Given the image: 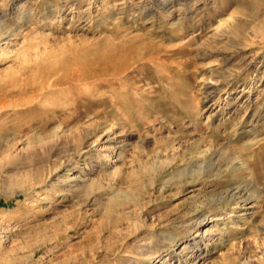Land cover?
Returning a JSON list of instances; mask_svg holds the SVG:
<instances>
[{
  "label": "rangeland",
  "instance_id": "1",
  "mask_svg": "<svg viewBox=\"0 0 264 264\" xmlns=\"http://www.w3.org/2000/svg\"><path fill=\"white\" fill-rule=\"evenodd\" d=\"M163 1L0 0V264H264V0Z\"/></svg>",
  "mask_w": 264,
  "mask_h": 264
},
{
  "label": "bare ground",
  "instance_id": "2",
  "mask_svg": "<svg viewBox=\"0 0 264 264\" xmlns=\"http://www.w3.org/2000/svg\"><path fill=\"white\" fill-rule=\"evenodd\" d=\"M80 1V0H78ZM104 1V0H103ZM107 1V0H106ZM176 0H164L161 4L158 5L159 7V10L160 11H163L164 13H169V11H173V7H174V3H175ZM88 2V1H87ZM71 3V2H70ZM98 3V2H97ZM107 3V2H106ZM95 4V3H94ZM109 4V3H108ZM69 5V4H68ZM67 5V6H68ZM72 5V3L70 4V6ZM89 5V4H88ZM74 6V5H73ZM72 6V7H73ZM92 6V5H91ZM65 7V6H64ZM155 7V6H154ZM72 9H77V7H73ZM65 10V9H64ZM114 10V9H113ZM151 10V6H149L148 4L144 5V7H141L139 8V12L144 14V13H147ZM53 13V12H52ZM56 13V12H55ZM61 14V13H60ZM118 14V13H116ZM170 14H172V12H170ZM22 15H24V13H22ZM115 15V14H114ZM139 16V15H138ZM141 16V14H140ZM1 20V18H0ZM175 24V23H174ZM14 32V31H12ZM5 34V35H4ZM10 34V33H9ZM8 33H5L4 32V26L3 25H0V42L2 41H5L7 40V38H9V35ZM4 35V37H3ZM11 39V38H10ZM11 41V40H9ZM8 42V41H7ZM6 42V43H7ZM8 47V46H7ZM116 47V46H115ZM114 47V48H115ZM138 47V46H137ZM6 48V47H5ZM109 49V50H106V51H99L97 53H95L93 56H89V54L86 52L84 57H76L72 60L71 64L69 66H71V72L70 69L67 71L69 73H66L63 75V79L60 80V78L58 77V79H54L52 80V82H49L48 83V79H50L52 77V75H55V70L53 68H49V69H46L45 73H43L41 79H42V84L40 88L43 89H46L47 87H54V86H59V85H62V84H66V85H75V87H70L68 89L65 90L64 93H67V94H72L73 97H76L75 99L72 98L70 100H65L66 101V104L64 106V103L62 104L64 106V108L68 109V112H73V111H76L78 110L79 108H85V109H88V102H89V96H87L88 92L89 91V88L84 86V90H82L78 85L79 84H86L88 81L90 80H93V79H96V78H100L101 77H106L107 75H111V76H116V75H119V72H121L122 70L130 67L131 65H133L132 63L130 64L131 62V58L133 56L137 57V58H140L137 56L136 53H134L135 51L137 52L139 50V48H131L128 49V47H120V48H116V49ZM143 48V46H142ZM108 49V47H107ZM144 49V48H143ZM141 49V50H143ZM151 49V48H150ZM145 50V49H144ZM143 50V51H144ZM142 52V51H140ZM145 52V51H144ZM93 53V52H92ZM138 53V52H137ZM88 54V55H86ZM142 55H144V53L142 52ZM151 55V54H150ZM147 59V58H146ZM142 61V60H141ZM146 61V60H145ZM135 62V61H134ZM150 62V61H149ZM145 63V62H144ZM141 64V63H139ZM65 65V63H64ZM68 65V62L66 63V66ZM68 67V66H67ZM133 67V66H132ZM59 70V69H57ZM61 70V69H60ZM130 70V69H129ZM132 70V69H131ZM47 72V73H46ZM62 72V71H61ZM61 72H58L61 74ZM66 72V70H65ZM127 72V71H126ZM125 72V74H126ZM133 72V71H132ZM57 73V74H58ZM63 73V72H62ZM124 73V72H123ZM122 73V74H123ZM131 73V71H130ZM135 73V72H134ZM56 74V75H57ZM59 74V75H60ZM61 76V75H60ZM110 76V77H111ZM109 77V76H108ZM129 76L127 75V78ZM55 78H57V76H55ZM113 78V77H112ZM103 79V78H102ZM101 79V80H102ZM109 79V78H108ZM115 79V78H114ZM125 79V78H124ZM124 79L122 77V80L124 82ZM99 80V79H98ZM117 80V79H116ZM115 80V81H116ZM128 80V79H127ZM131 80V79H130ZM51 81V80H50ZM94 81V80H93ZM109 81V80H108ZM110 81H111V78H110ZM113 81V79H112ZM119 81H120V78H119ZM40 82V80H39ZM101 82V81H100ZM105 82V81H104ZM102 83V82H101ZM112 83V82H111ZM116 83V82H115ZM121 83V82H119ZM126 83V82H125ZM94 85V83H92ZM128 84V83H127ZM101 85V84H100ZM111 85V84H110ZM114 85V84H113ZM121 85H123L121 83ZM37 86V85H36ZM102 86V85H101ZM100 86V87H101ZM94 86H92L93 88ZM107 87V86H106ZM97 88V86L95 87ZM91 89V88H90ZM99 89V88H98ZM41 90V91H42ZM115 90V89H114ZM92 91V90H91ZM97 92V90H96ZM76 94L77 96L73 95V94ZM143 93V92H142ZM96 94V93H95ZM127 94V93H126ZM103 95V94H102ZM94 96V94H93ZM62 98V97H61ZM67 97H65L64 99H66ZM63 99V100H64ZM118 99V98H117ZM62 100V102H63ZM103 100V99H102ZM114 100V99H113ZM115 102V101H114ZM113 102V103H114ZM118 102V101H117ZM122 102V101H121ZM96 103V102H95ZM116 105V104H115ZM114 105V106H115ZM61 106V105H60ZM59 106V108L61 109V111L64 109V108H61ZM62 106V107H63ZM93 106V104H92ZM91 106V107H92ZM112 106V105H111ZM114 108V107H113ZM259 109H260V106H257V109L256 111L254 112V114L252 115V118H251V122H255V120L258 118L259 116ZM54 110V109H53ZM57 111V110H55ZM59 111V110H58ZM68 114V113H67ZM210 117V116H209ZM57 133V130L56 132ZM186 251V250H185Z\"/></svg>",
  "mask_w": 264,
  "mask_h": 264
}]
</instances>
